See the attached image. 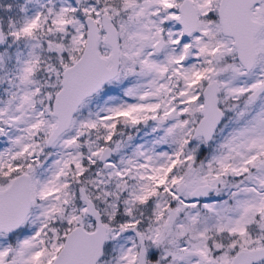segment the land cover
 Instances as JSON below:
<instances>
[{
  "label": "snow or ice",
  "instance_id": "1",
  "mask_svg": "<svg viewBox=\"0 0 264 264\" xmlns=\"http://www.w3.org/2000/svg\"><path fill=\"white\" fill-rule=\"evenodd\" d=\"M0 264H264V0H0Z\"/></svg>",
  "mask_w": 264,
  "mask_h": 264
}]
</instances>
